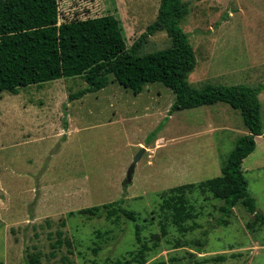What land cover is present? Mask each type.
Wrapping results in <instances>:
<instances>
[{
	"label": "rangeland",
	"instance_id": "1",
	"mask_svg": "<svg viewBox=\"0 0 264 264\" xmlns=\"http://www.w3.org/2000/svg\"><path fill=\"white\" fill-rule=\"evenodd\" d=\"M185 1L180 26L196 57L189 85L263 86V135L241 168L264 214V0ZM57 4V24L113 15L130 47L155 19L159 0ZM170 45L158 30L141 38L137 54ZM84 86L82 77H62L0 92V264H34L30 256L36 264H129L142 246L140 264L171 257L176 264H264V221L239 202L223 216V200L187 191L191 215L179 227L161 207V191L220 174L248 132L237 109L215 102L170 111L174 94L161 82L133 93L112 76L105 87L68 98ZM119 199L135 212L140 238L123 215L87 210Z\"/></svg>",
	"mask_w": 264,
	"mask_h": 264
},
{
	"label": "trees",
	"instance_id": "2",
	"mask_svg": "<svg viewBox=\"0 0 264 264\" xmlns=\"http://www.w3.org/2000/svg\"><path fill=\"white\" fill-rule=\"evenodd\" d=\"M57 5V0H0V92L16 94L20 87L27 85L62 77H82L86 86L68 95L73 99L105 87L112 76L133 93H139L145 83L161 82L174 94L170 111L225 102L239 111L248 132L235 140L218 176L161 191V207L179 227L191 215L185 194L197 189L223 200L220 206L223 216H228L239 202L263 222L264 214L256 211L255 198L247 191L241 168L242 160L255 148V136L263 134L259 99L263 86L207 83L196 89L189 85L187 77L196 65V57L187 32L180 26L189 11L188 2L159 0L155 19L130 47L113 15L71 19L57 24ZM158 30L166 32L171 45L137 54L141 38ZM101 208L108 217L114 214L112 220L123 215L133 221L134 234L140 238L141 227L135 222L136 214L122 206V199L87 210L94 214ZM146 252L144 246L138 248L129 264L143 263ZM30 257L36 264L37 260ZM158 264H176V258Z\"/></svg>",
	"mask_w": 264,
	"mask_h": 264
},
{
	"label": "water",
	"instance_id": "3",
	"mask_svg": "<svg viewBox=\"0 0 264 264\" xmlns=\"http://www.w3.org/2000/svg\"><path fill=\"white\" fill-rule=\"evenodd\" d=\"M140 154H137L136 157L133 159L132 163L130 164V166L128 167L127 173H126V182H129L131 179V175L135 166V163L138 161Z\"/></svg>",
	"mask_w": 264,
	"mask_h": 264
},
{
	"label": "crops",
	"instance_id": "4",
	"mask_svg": "<svg viewBox=\"0 0 264 264\" xmlns=\"http://www.w3.org/2000/svg\"><path fill=\"white\" fill-rule=\"evenodd\" d=\"M204 106V105H203ZM263 135V134H262ZM257 136H259V135H256L255 137H257ZM255 146H256V143H255ZM255 149V148H254ZM207 179V178H206Z\"/></svg>",
	"mask_w": 264,
	"mask_h": 264
}]
</instances>
